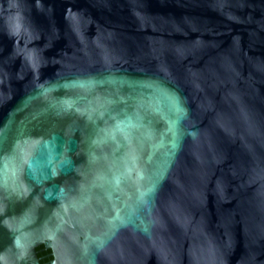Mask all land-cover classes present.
<instances>
[{"label":"water","instance_id":"water-1","mask_svg":"<svg viewBox=\"0 0 264 264\" xmlns=\"http://www.w3.org/2000/svg\"><path fill=\"white\" fill-rule=\"evenodd\" d=\"M264 264V0H0V264Z\"/></svg>","mask_w":264,"mask_h":264},{"label":"flooded vegetation","instance_id":"flooded-vegetation-1","mask_svg":"<svg viewBox=\"0 0 264 264\" xmlns=\"http://www.w3.org/2000/svg\"><path fill=\"white\" fill-rule=\"evenodd\" d=\"M38 250V256L41 258L40 263L41 264H48L52 257L50 256L51 251L44 248V246H39L37 248Z\"/></svg>","mask_w":264,"mask_h":264}]
</instances>
